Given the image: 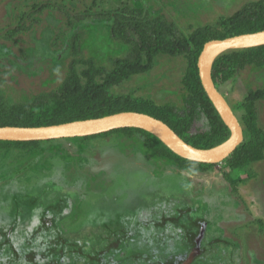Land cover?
<instances>
[{
  "label": "rangeland",
  "instance_id": "1",
  "mask_svg": "<svg viewBox=\"0 0 264 264\" xmlns=\"http://www.w3.org/2000/svg\"><path fill=\"white\" fill-rule=\"evenodd\" d=\"M252 1L257 0H0V95L20 103L55 91L73 66L78 72L86 67L77 63L80 59H92L113 71L116 60L131 53L132 44L113 36V24L94 17L97 13L144 7L151 18H168L179 33L190 36L207 26L218 33L227 31V20ZM77 33L80 49L75 55ZM188 65L185 55L160 54L150 69L131 75L111 91L183 112ZM258 90H264V66H246L220 85L240 121L252 102L256 121L264 129V96L256 97ZM207 128L206 117L199 113L192 131ZM89 136L45 140L38 148L0 149V211L22 204L26 192L21 187L32 191L41 183L37 175H49L63 188L60 193L73 201L70 214L58 224L64 243L84 248L79 240L94 239L93 247L104 248L109 264L117 258L113 264H168L178 252L175 241L164 243L145 229L141 237L127 238L123 232L111 242L113 231L122 233L121 223L86 220L90 215L113 216L130 205L151 201L164 205L171 195L174 205L180 200L209 222L203 244L212 242L210 250L194 264H264V159L243 170H230L224 160L195 170L149 150L140 133ZM28 225L31 230L35 224ZM53 232L57 237L58 230Z\"/></svg>",
  "mask_w": 264,
  "mask_h": 264
},
{
  "label": "trees",
  "instance_id": "2",
  "mask_svg": "<svg viewBox=\"0 0 264 264\" xmlns=\"http://www.w3.org/2000/svg\"><path fill=\"white\" fill-rule=\"evenodd\" d=\"M93 16L104 18L106 22L113 24V36L131 43V53L123 59H117L113 71L98 67L92 59L77 60L78 64L86 66L81 72L73 66L61 88L38 95L31 101L11 103L0 95V126H40L102 117L121 111H139L162 119L184 140L196 147H214L230 137V129L203 87L197 66L198 57L204 44L211 39L264 30V0L244 5L227 20L228 29L225 32L218 33L207 26L194 31L190 36L179 33L175 23L168 18H151L148 9L144 7L117 8ZM79 36L77 33L73 38L75 55L80 49ZM160 54L185 55L189 61L183 78V85L188 91L183 112L172 105H158L129 95H116L111 91L114 85L122 83L131 75L150 69ZM249 65L264 66V45L227 50L219 55L212 72L215 84L220 89L222 83ZM254 95L262 97L264 90H258ZM246 109L244 121H241L244 141L224 160L230 170H243L252 162L264 159V129L256 121L254 104L248 103ZM199 113L206 117L208 128L193 132L192 125ZM117 131L142 134L149 150L168 157L181 167L207 170L215 164L185 158L155 134L142 128L126 127L93 136H104ZM42 141L45 140H0V149L38 148Z\"/></svg>",
  "mask_w": 264,
  "mask_h": 264
},
{
  "label": "flooded vegetation",
  "instance_id": "3",
  "mask_svg": "<svg viewBox=\"0 0 264 264\" xmlns=\"http://www.w3.org/2000/svg\"><path fill=\"white\" fill-rule=\"evenodd\" d=\"M37 178L41 183L36 184L32 191L21 187L22 191L26 192L23 194L22 204L16 203L9 211L8 208L0 211L4 214L0 215V264H5L2 257L9 259V264L13 262L15 264H109L105 259L104 248L101 245L97 248L93 247L94 239L79 240L81 244L78 245L84 248L72 247V244L64 243L65 240L62 238L64 233L59 231L58 224L70 214V209L73 207L72 197L62 195L60 191H63V188L54 183L49 175H37ZM54 188L58 190H52ZM168 197L164 205L156 201L145 205H130L113 216L106 218L104 215H96V217L90 215L86 221L90 222L92 218H97V222L101 225L121 223L124 226L121 229L122 233L120 234L118 230L113 231L109 236L111 242L123 237L125 235L123 232H127V238L135 239L145 235V229L153 230L152 237L157 236L164 243L170 240L176 243L175 249L178 252L173 253V261L168 264H194L200 255L210 250L212 242L203 244L208 234L209 222L204 216L196 215L194 207L188 205L183 207L180 200L178 202L181 204L174 205L176 201H172L171 195ZM8 213L11 214V222L7 221ZM143 214L148 216L143 219ZM28 224L35 225L30 230ZM53 229L58 230L55 234L57 237L52 236ZM72 236L77 234L73 233ZM185 244L190 245V248L187 246L185 248ZM154 250H157V247L154 246ZM192 253H195V257L188 263ZM152 255L154 256L155 253ZM115 260V263H118L120 259H111V264Z\"/></svg>",
  "mask_w": 264,
  "mask_h": 264
},
{
  "label": "water",
  "instance_id": "4",
  "mask_svg": "<svg viewBox=\"0 0 264 264\" xmlns=\"http://www.w3.org/2000/svg\"><path fill=\"white\" fill-rule=\"evenodd\" d=\"M264 45V30L236 34L223 39L207 41L198 57L201 82L220 116L231 131L224 142L210 148L196 147L184 140L169 124L160 118L139 111H121L102 117L67 121L40 126H0V140L30 141L89 136L126 127L145 129L160 138L177 154L199 162L219 163L230 156L244 141V127L231 104L213 79L216 59L227 50ZM195 257L189 256L188 263Z\"/></svg>",
  "mask_w": 264,
  "mask_h": 264
}]
</instances>
